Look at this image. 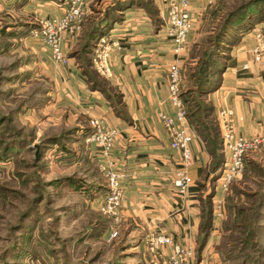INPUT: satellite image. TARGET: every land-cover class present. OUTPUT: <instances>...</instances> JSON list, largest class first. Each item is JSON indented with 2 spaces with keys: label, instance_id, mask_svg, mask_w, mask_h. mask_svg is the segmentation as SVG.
Instances as JSON below:
<instances>
[{
  "label": "rangeland",
  "instance_id": "1",
  "mask_svg": "<svg viewBox=\"0 0 264 264\" xmlns=\"http://www.w3.org/2000/svg\"><path fill=\"white\" fill-rule=\"evenodd\" d=\"M247 4L248 16L235 21L225 36L239 40L254 28L264 33V0H215L205 5L196 21V42L191 49V56L198 60L194 74L203 58L210 61L208 65L225 63L231 41L225 39L221 47H215L216 56L211 55L212 41L227 14ZM90 7L91 18L101 17L108 8L98 0ZM63 10L64 5L54 0H0V264H145L140 261L142 251L153 233L141 232L133 222L127 226L106 222L100 213L106 180L98 168L96 150H87L84 144L81 152L73 140V129L87 122L75 113L76 103L62 91L65 66L54 63L47 49L32 37L42 20L58 17ZM80 44L64 52L69 61L80 51ZM80 57L71 60L79 65L92 61V54ZM188 74H181L185 82L180 86L188 119L200 106L194 125L216 137L218 122L207 118L208 105L197 94L190 95L191 101L186 99L195 85ZM83 153L90 155L91 164ZM222 153L218 178L207 193L213 197L226 159L223 145ZM220 212L215 218H223V235L230 230L227 245L233 252L226 257V250L221 249V260L225 264H264V149L246 158L241 175L223 194ZM237 213L242 227L233 230ZM104 223L111 229L108 235ZM113 232L117 235L111 236Z\"/></svg>",
  "mask_w": 264,
  "mask_h": 264
},
{
  "label": "crops",
  "instance_id": "2",
  "mask_svg": "<svg viewBox=\"0 0 264 264\" xmlns=\"http://www.w3.org/2000/svg\"><path fill=\"white\" fill-rule=\"evenodd\" d=\"M98 1L108 7L116 0ZM139 1L141 3L129 4L119 11L120 20L105 35L120 43L119 49H113L109 56L111 77L98 75L104 79L107 92L90 89L80 65L72 62L73 58L69 61L67 56L68 64L63 70L65 83H61V88L65 97L76 103L77 107L72 109L80 118L84 117L86 122L89 118H100L108 126L120 130L113 155L125 174L121 224L127 226L133 222L141 232L148 230L149 233L162 234L183 246L193 247L197 254L195 264H225V260H221L220 247L223 218L217 219L212 215L208 235L204 243L199 244L203 204L209 189L213 188V158L209 154V146L189 118L194 136L190 143L193 183L186 195H179L172 187L169 174L178 167V154L170 148L169 137L157 118L158 112L175 115L167 90V71L173 59L172 43L165 34L169 0ZM205 5L210 6L203 0L190 1L193 28L188 35L187 51L180 58V69L183 76L189 72L188 80L191 78V81H194L191 74H194L198 61L191 56L196 42V21L205 11ZM261 30L254 28L229 49L218 87L199 98L211 108L215 121L219 110L232 109L242 119L238 122L237 131L244 137L264 132V61L259 65L252 58L256 32ZM78 44V36L66 35L62 43L63 53ZM244 65L248 68L244 69ZM184 80L181 77L182 84ZM112 98L119 99L118 111L112 104ZM170 253V247H162L154 254L145 248L140 261L166 264Z\"/></svg>",
  "mask_w": 264,
  "mask_h": 264
},
{
  "label": "built area",
  "instance_id": "3",
  "mask_svg": "<svg viewBox=\"0 0 264 264\" xmlns=\"http://www.w3.org/2000/svg\"><path fill=\"white\" fill-rule=\"evenodd\" d=\"M191 0H169L167 3V17L165 21V34L172 43V62L167 71L168 100L175 110V115L168 116L158 112L157 118L164 127L169 140L170 148L178 154V167L170 171L172 187L183 196L189 191L193 181L190 170L193 165V156L190 143L194 136L190 130L188 108L181 94L180 58L187 50L188 35L193 28L189 12ZM211 5L215 0H203ZM92 0H65L64 10L58 17L41 21L39 30L32 32V37L40 42L49 52L54 63L67 65L68 58L63 53L62 43L66 35L77 37L81 34L83 24L91 12ZM256 44L252 49L254 63L264 61V33L256 32ZM118 40L109 36L100 38L93 49L92 66L94 71L103 78L111 77L109 56L113 49H119ZM244 69L248 66L244 65ZM239 119L235 112L229 108L219 110L217 114L218 129L225 154V163L222 173L217 181V193L213 197L215 204L214 217L219 218L223 206V194L229 192L234 180L242 173L246 158L250 154L264 148V132L251 137L238 134ZM90 134L85 138L87 150L94 148L97 153L98 168L106 180V193L99 205L100 213L114 224L122 223L120 207L123 195V180L125 174L119 169L114 148L120 137V130L108 126L100 118L87 120ZM221 195H219V193ZM219 195V196H218ZM117 235L113 232L111 236ZM162 247H170L171 253L166 264H195V250L191 246H183L173 238L162 234H149L146 248L151 254L157 253Z\"/></svg>",
  "mask_w": 264,
  "mask_h": 264
},
{
  "label": "trees",
  "instance_id": "4",
  "mask_svg": "<svg viewBox=\"0 0 264 264\" xmlns=\"http://www.w3.org/2000/svg\"><path fill=\"white\" fill-rule=\"evenodd\" d=\"M55 2L62 4L65 0H54ZM139 4L141 3L139 0H125V1H121V0H116L114 2V4L110 7H108L106 9V11L102 14L101 17L97 18L94 17L90 18L88 17L87 22H85L84 26H83V31L82 34L79 35V43L80 44V51L72 54L70 57L71 58H76L78 60H82L83 57H80L81 54L85 55V57H89L92 54V50L95 47V45L97 44V42L100 40V38L104 37L106 34H108L109 31H111L114 27V25L120 20V14L119 11H121L124 7H126L129 4ZM248 6L244 5L242 7H238L237 9H235L233 12H230L229 14H227V16L225 17L223 22H220L218 31L216 33L215 36V41L213 43L212 41V53L211 55L216 56V52H215V47H221V44L224 43L223 40H225V36L227 35V30L229 28L232 27L233 23L237 20H239V18L243 15H247V12H245V8ZM249 30V29H248ZM226 41H231L230 45L227 49V53L229 54V49L231 47H233L235 45V43H237L238 39L237 38H231V40H227ZM226 60L228 58V55H226ZM200 57V56H199ZM91 59V58H90ZM200 59V58H199ZM212 59V58H211ZM89 62H84L81 63L80 67L83 73L84 78L86 79V82L88 84V87L90 89L93 90H97V91H101L103 93L107 92L106 89V83L104 81L103 78L99 77L98 74L96 75L94 73V69L92 68V61L88 59ZM208 63H210L209 60H207V58H203V60L201 59L200 62V68L198 71V74H191V77L194 78V89H190L188 96L189 98H186L188 101H191V94H197L198 98H201L202 96L207 95L208 93H211L212 91H214L219 83H220V77H221V73L224 70L225 63H220L217 61L212 62L210 65H208ZM212 69V71L210 70ZM187 95V94H186ZM112 104L115 108L116 111H118V107L117 105L119 104V99L118 98H112ZM207 106V105H206ZM202 108H200V106L197 105V108L195 110V112H191V114L189 115L190 121L192 123V125L194 126V128L197 130V132L201 135V138L204 142H206L209 146V154H211V157L213 158V162L211 164V171L213 172V178L211 180V186L214 185L215 180L218 178L217 177V171L222 167L223 164V160H224V156L222 153V140L220 137V133H219V129L218 127H216L215 130V136H210V135H205L204 133H207L208 129L206 130H199L198 127L196 125H194V116H196V114H198L200 112ZM206 111H210L209 115H207V118L211 117V108L209 106H207V110ZM216 123V122H215ZM217 126V125H216ZM90 134V129L88 128L87 125H83L82 127H76L73 129V140L74 142H77V144L80 145V150L81 152H83L82 150L84 149V142H85V138ZM75 135H78L77 137ZM90 156V155H89ZM87 155V153H83V157L85 158L86 163L89 165L91 164L90 158ZM213 189V188H212ZM213 195L212 193H210L209 195L206 196L204 204H203V216H202V225H201V236H200V240H199V244H203L206 236L208 235V230L211 227L212 224V206H211V199H212ZM241 209V208H240ZM239 209V210H240ZM24 217V215L22 216ZM239 213L235 214V218L233 221V230L234 229H240L242 226L237 222V220L239 219ZM110 222V220H108ZM105 224V223H104ZM109 224V223H108ZM111 229H109V227H107V225L105 224L104 230L105 234L108 235L109 231ZM251 231H253V228L251 229ZM230 230L226 229L225 234L222 236V241L220 243V247L223 250V252L226 250L225 252V256H231L232 249L230 246H228L227 244H229V238H230ZM243 235V234H242ZM252 237V236H251ZM231 241V240H230ZM201 247V246H200ZM197 256L196 251H195V257ZM232 257V256H231Z\"/></svg>",
  "mask_w": 264,
  "mask_h": 264
}]
</instances>
